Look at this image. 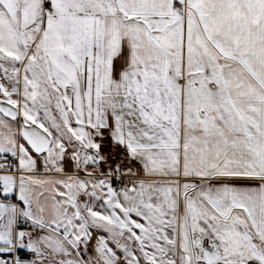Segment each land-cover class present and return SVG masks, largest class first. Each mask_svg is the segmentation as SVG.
Instances as JSON below:
<instances>
[{
  "label": "snow or ice",
  "instance_id": "obj_1",
  "mask_svg": "<svg viewBox=\"0 0 264 264\" xmlns=\"http://www.w3.org/2000/svg\"><path fill=\"white\" fill-rule=\"evenodd\" d=\"M0 264H264V0H0Z\"/></svg>",
  "mask_w": 264,
  "mask_h": 264
},
{
  "label": "crops",
  "instance_id": "obj_2",
  "mask_svg": "<svg viewBox=\"0 0 264 264\" xmlns=\"http://www.w3.org/2000/svg\"><path fill=\"white\" fill-rule=\"evenodd\" d=\"M105 150H108V148H107V144L105 145Z\"/></svg>",
  "mask_w": 264,
  "mask_h": 264
},
{
  "label": "built area",
  "instance_id": "obj_3",
  "mask_svg": "<svg viewBox=\"0 0 264 264\" xmlns=\"http://www.w3.org/2000/svg\"><path fill=\"white\" fill-rule=\"evenodd\" d=\"M107 151V150H106Z\"/></svg>",
  "mask_w": 264,
  "mask_h": 264
}]
</instances>
